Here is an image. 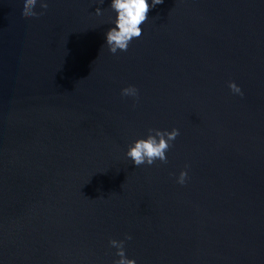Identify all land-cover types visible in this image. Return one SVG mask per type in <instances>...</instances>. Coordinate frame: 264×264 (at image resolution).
Returning a JSON list of instances; mask_svg holds the SVG:
<instances>
[{
  "label": "water",
  "instance_id": "obj_1",
  "mask_svg": "<svg viewBox=\"0 0 264 264\" xmlns=\"http://www.w3.org/2000/svg\"><path fill=\"white\" fill-rule=\"evenodd\" d=\"M108 2L0 0V264H111L125 234L137 264H264V0H164L116 55ZM148 127L180 134L135 168Z\"/></svg>",
  "mask_w": 264,
  "mask_h": 264
},
{
  "label": "clouds",
  "instance_id": "obj_2",
  "mask_svg": "<svg viewBox=\"0 0 264 264\" xmlns=\"http://www.w3.org/2000/svg\"><path fill=\"white\" fill-rule=\"evenodd\" d=\"M105 0H97L94 13L102 16L104 8L99 5L104 4ZM164 0H109L108 9L111 16L107 21L108 29L104 33V48L116 55L127 52L133 40L139 39L142 35L145 21L148 20L149 10L160 5ZM49 0H19V11L26 17H36L41 13L36 11L37 5L41 10L48 8ZM227 87L236 96L243 97L244 93L239 84L229 80ZM120 96L138 99V89L134 85H128L120 89ZM134 106V105H133ZM180 130L176 127L154 128L148 127L142 135L136 136L125 147L124 157L135 168L141 166L151 167L156 162L166 163L168 152L176 140ZM188 165L175 175V183L184 185L188 178ZM131 237L125 234L124 238H109L108 245L115 250L111 264H137L134 257H130L125 251L126 240Z\"/></svg>",
  "mask_w": 264,
  "mask_h": 264
}]
</instances>
